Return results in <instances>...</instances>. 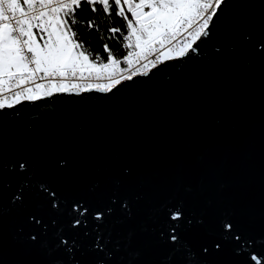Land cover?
<instances>
[{"label":"water","instance_id":"1","mask_svg":"<svg viewBox=\"0 0 264 264\" xmlns=\"http://www.w3.org/2000/svg\"><path fill=\"white\" fill-rule=\"evenodd\" d=\"M0 157V264H254L264 256V0H226L186 56L110 92L0 109ZM74 207L88 210L86 226H70ZM58 233L76 241L74 255L56 248ZM98 234L105 251L92 250Z\"/></svg>","mask_w":264,"mask_h":264},{"label":"snow or ice","instance_id":"2","mask_svg":"<svg viewBox=\"0 0 264 264\" xmlns=\"http://www.w3.org/2000/svg\"><path fill=\"white\" fill-rule=\"evenodd\" d=\"M86 3L93 12L98 11L99 5L103 13L111 15L114 11L126 21L122 40L127 52L123 60L113 54L107 43L103 45L107 56L102 58L99 54L93 56L78 40L73 26L79 23L76 10L81 8L82 0H0V109L13 108L22 101H38L54 93L110 92L124 80L147 76L158 64L186 56L202 37H208L210 25L226 0H114V8L110 0ZM87 27H95V23L89 22ZM108 31L116 36L121 28L111 27ZM122 63L127 68H122ZM17 166L19 171H26V164L17 162ZM8 167L0 157V180ZM40 190L52 200L53 209L59 211L55 193L44 185H40ZM24 191L22 187L15 203L23 204ZM73 211L76 218L70 226H86L88 210L74 207ZM105 212L110 213L111 209ZM102 216L97 212L93 219L100 222ZM170 219L179 222L181 210L171 212ZM29 221L43 228L41 235L47 233L40 218L31 216ZM51 223L55 225V221ZM224 228L228 231L232 225L227 223ZM175 232V228L170 230L169 239L180 243ZM30 238L38 239L35 234ZM56 239V248H64L67 253L74 255V249L79 247L62 233ZM101 240L98 234L93 251H105ZM214 247L219 249L220 244ZM203 250L207 252L208 248ZM250 259L254 264L264 262V256L258 254H252Z\"/></svg>","mask_w":264,"mask_h":264},{"label":"trees","instance_id":"3","mask_svg":"<svg viewBox=\"0 0 264 264\" xmlns=\"http://www.w3.org/2000/svg\"><path fill=\"white\" fill-rule=\"evenodd\" d=\"M110 6L114 8V0H110ZM98 11L93 12L91 6L86 3V0L82 1L81 8L76 10V16L79 21L74 29L78 33V40L84 44L93 56L101 55L102 58L107 56V53L103 50V45L107 43L112 50L113 54L123 59L127 50L123 47L122 37L126 34V21L124 18L116 16L115 12L111 15L103 13L102 6H97ZM125 13L131 18V14L127 12V6H125ZM89 22H94L95 27H87ZM111 27L121 28V32L113 36L110 31Z\"/></svg>","mask_w":264,"mask_h":264},{"label":"built area","instance_id":"4","mask_svg":"<svg viewBox=\"0 0 264 264\" xmlns=\"http://www.w3.org/2000/svg\"><path fill=\"white\" fill-rule=\"evenodd\" d=\"M82 1H84V0H82ZM123 60V59H122ZM121 67L122 68H127V65H124L123 63L121 64ZM137 67H139V65L137 66ZM73 82H77V81H73ZM106 81H101V83H105ZM93 83H95V81H93Z\"/></svg>","mask_w":264,"mask_h":264}]
</instances>
